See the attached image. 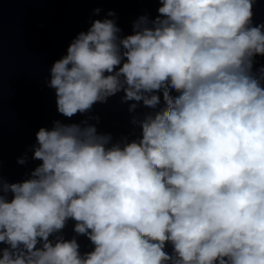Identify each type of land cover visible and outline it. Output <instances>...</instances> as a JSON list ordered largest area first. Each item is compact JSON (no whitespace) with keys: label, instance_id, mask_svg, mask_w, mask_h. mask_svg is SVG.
Instances as JSON below:
<instances>
[{"label":"clouds","instance_id":"1","mask_svg":"<svg viewBox=\"0 0 264 264\" xmlns=\"http://www.w3.org/2000/svg\"><path fill=\"white\" fill-rule=\"evenodd\" d=\"M254 2L159 0L134 34L104 19L71 41L48 81L61 115L121 91L155 111L133 118L132 141L112 143L87 121L41 127L30 178L0 177V264H264V67L253 70L264 23H252ZM69 219L92 251L58 235Z\"/></svg>","mask_w":264,"mask_h":264}]
</instances>
